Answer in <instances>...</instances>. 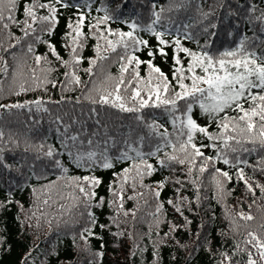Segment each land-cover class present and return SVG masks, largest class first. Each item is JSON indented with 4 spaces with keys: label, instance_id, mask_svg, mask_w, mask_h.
Instances as JSON below:
<instances>
[{
    "label": "snow or ice",
    "instance_id": "6c2138e0",
    "mask_svg": "<svg viewBox=\"0 0 264 264\" xmlns=\"http://www.w3.org/2000/svg\"><path fill=\"white\" fill-rule=\"evenodd\" d=\"M183 5L173 3L170 8H180ZM218 6H222L218 5ZM74 7L75 21L68 18L66 27L68 31L63 33L65 43L63 47L67 53V59L62 57L56 49V46L49 39L43 43L50 50V54L63 66L64 80L60 81L62 90H67L69 86H79L84 84L80 94L76 96L75 102L80 104L85 101L90 104V112L96 115V105L101 107L108 105L120 112L132 114V119L136 122V128L131 124L126 134H123L122 140L118 141L115 136L108 135L105 132L103 139H95L97 132L93 131L87 139H82L80 132H71L70 125L63 123L60 115H54L53 119L57 123L58 145L45 143L42 140L33 144L25 139L24 149L28 151L33 149L38 153V157H44L49 162L51 168L58 170L60 175L55 180H50L41 185L44 192L55 187L58 183H63V187L69 189L68 196L72 203L69 208L75 209V216L78 219L74 224L80 225L79 234L84 241V247L87 250L89 237L96 236L93 231L97 224L93 208L101 205L104 197L97 198L96 186L100 183V177L93 174L69 175L71 168L82 169L86 173H91L93 169L99 167L107 169L114 166V163L125 162L124 167L119 172H113L114 181L110 182L108 192L114 199H108L109 206L115 205L117 217H110V222L115 223L118 216L122 214L127 217L129 213L135 216L136 206L129 209L123 208L124 186L131 181L133 192L129 199H137L143 193L135 191L137 183L141 189H148L153 197L157 199L154 213V221L157 228L161 222L160 214L163 211V202L159 201L160 190L169 180L168 176L155 181L156 188L152 189L150 184L144 183L145 176H151L157 170L168 168L175 172L172 167L175 164L180 165V171L184 173V179H191L194 189L197 190L193 199L199 203V189L202 175L210 171L209 179L213 185V198L217 193L221 196L229 192L225 185L233 179L234 169L237 180L242 181L248 192L255 193V188L260 191V199H264V183L251 178L245 174L244 167H251L253 171H259L264 175V47L257 49L254 41L264 44V0H259V5L255 0H246L243 7L244 12L240 13L237 9H230V15L236 17L233 27L226 30V37L233 38L229 44L223 47H212L210 36L215 35L218 28V22L204 24L210 16L215 13L212 4L207 5L206 10H202V5L197 0L196 11L199 18L193 20V25L197 26L196 32L189 30V25H183V31L179 26L175 27L164 24L157 29V23L162 19L164 7L156 9L155 3L152 4L151 19L146 24L137 23L135 20L124 21L128 30L120 28L105 27L101 28V23H106L113 17L109 15L107 7L98 8L97 11H103V16L93 17L95 24H87V33L83 31L85 24V9L90 10L92 5L90 0H24L22 7V17L17 19L15 12L17 10L16 0H0V31L4 33V38L0 39L6 53L5 57H0V72L4 74L0 79L8 77L11 70L12 80L9 83L8 91L15 93L26 92L29 87L25 85L28 81L20 79L23 76V69L26 65L21 62L15 51H12V45H19L22 38L32 36V41L27 44V52L33 54L35 66H27L31 72V85L35 88H44L46 84L55 85L56 80L50 79L49 74L54 70L52 61L48 54H40L34 51V42L40 41L44 33L51 34L58 23V8ZM40 10H46L44 14ZM241 18L249 27L258 26L261 37L253 33L252 37L239 32ZM31 21V23L29 22ZM20 27L22 36H16L11 31V25ZM37 25L41 35H36ZM151 34L155 39L154 47L149 46V40L144 36L138 35L137 30ZM74 33V35H73ZM203 35V43L199 36ZM87 37H94L96 43L93 44L95 56L87 57V67L84 71L88 74V81H81L77 72L80 62L84 59L81 51L85 47ZM10 40L11 43L6 41ZM182 41L194 42V46H188ZM146 50L148 59H141L137 52L141 49ZM171 49V71L166 73L153 61V57L158 53L162 57L168 56L167 49ZM7 55H11L14 64L11 66L7 60ZM118 64L117 72L114 74L107 71L104 64L108 60ZM43 61V66L42 62ZM146 65L145 75H141L139 66ZM98 69V71H97ZM4 89L0 86V92ZM45 91L47 89L45 88ZM70 99L64 96L60 100ZM45 100L53 104L59 101H51L50 97H41L37 95L33 100H16L14 103H5L0 108L12 109L26 107L31 111L34 106L37 112L43 111L50 113V109L45 104ZM144 110H151L146 116ZM156 110L166 117V123H160L155 118ZM231 113V114H230ZM203 118L204 122H201ZM75 121V117H72ZM97 125L100 124L96 120ZM63 126L64 132L61 133L60 126ZM166 124H170L171 128ZM213 125L215 127H213ZM107 129V125H104ZM137 128L142 130L137 131ZM0 130V144L14 145L19 147L21 141L14 139L10 134L7 139ZM204 141V142H198ZM205 149H210L206 152ZM4 147L0 146V168L13 169L19 168L20 163L12 164L5 160ZM246 155H256L255 163L249 164L248 159L243 158ZM222 164L227 167L217 166ZM195 173V179H192ZM32 175H36L33 171ZM175 184L180 183V177H171ZM115 184V187H113ZM255 185V188H254ZM36 188H32L33 195L36 194ZM176 193L180 188L175 189ZM12 202V192L8 191L3 203L5 205ZM139 202V201H138ZM184 202H189L187 196L177 195L175 203L170 197L167 199L169 205H173L174 210L183 215L182 209ZM44 204L48 203L46 197ZM255 203V200L252 202ZM31 207V206H30ZM62 210L60 215H67L63 211L64 204L59 205ZM239 207V206H238ZM252 204H249L251 209ZM258 209H262L257 204ZM79 209H82L79 210ZM189 210L190 207H189ZM35 215V213H33ZM43 215V214H42ZM55 215V213H54ZM225 216L230 221L229 227L237 230V220L239 217L243 221H252L254 219L252 211L245 212L243 208L238 211H232L225 206ZM59 219V217H57ZM187 221V218H185ZM50 226V222H49ZM104 228L105 225H99ZM243 246L241 241L236 240L232 247V254L227 251L220 252L222 259L216 264H233V256L237 252L246 254V260L243 264H264V219L261 221L260 231L252 229L250 225H244ZM175 226L170 227L174 231ZM122 233H117L120 235ZM159 234V233H158ZM131 235V232H129ZM169 232H165L167 237ZM3 238L0 237V242ZM183 246V245H182ZM211 249H209L210 251ZM29 253H25L27 257ZM96 257L102 256V252H95ZM153 264H156L157 252L153 249ZM89 264H92L89 261ZM235 264H241L236 260Z\"/></svg>",
    "mask_w": 264,
    "mask_h": 264
},
{
    "label": "trees",
    "instance_id": "16d2710c",
    "mask_svg": "<svg viewBox=\"0 0 264 264\" xmlns=\"http://www.w3.org/2000/svg\"><path fill=\"white\" fill-rule=\"evenodd\" d=\"M24 0H16L17 10L15 16L17 19L22 17V7ZM31 3V0H28ZM84 3V0H80ZM202 5V10H206L207 5L212 4L215 13L210 16L209 20L204 21V24L216 20L218 28L215 30V35L209 38L212 41V47H223L229 44L233 38L226 37L227 29L233 27L236 17L230 15V9H237L240 13L244 12L243 7L246 0H199ZM259 5V0H255ZM72 3V0H69ZM91 9H85V24L83 31L87 33V24L89 22L95 24L93 17L103 16V11H97L98 8L103 9L107 7L108 13L113 18L106 23H101L100 27L120 28L124 31L128 30L127 24L124 21L135 20L137 23L146 24L151 19L152 4L155 3L156 9L159 10L161 6L164 7V12L161 14L162 19L157 23V29L164 24L173 26V34H175V27L179 26L183 31V25L188 24L189 30L196 32L197 26L193 25V20L198 19L197 0H90ZM173 3H180L183 6L180 8H170L169 5ZM222 6H218L221 5ZM46 14V10H40ZM74 7L58 8V23L56 24L51 34L44 33L41 35L39 26L37 25L36 35H41L40 41L34 42V51L40 54H48V58L52 61L51 67L53 71L49 74L50 79L57 81L55 85L46 84L44 88H35L31 85V72L27 66H35L33 54L27 52V44L32 41V36L22 38L19 45H12V51L17 53L21 62L26 65L23 69L25 75L18 76L17 82L20 79L28 81L25 85L29 87L26 92L16 94L13 89L8 91L9 83L12 80L11 70H9L8 77L0 79V86L4 91L0 92V105L5 103H14L16 100H33L37 95L41 97H50L51 101H59L58 104H53L45 100V104L50 109V113L43 111L37 112L33 106L31 111L28 108H0V130L5 134L7 139L11 134L14 139L21 141L20 146L7 145L4 147V158L7 162L12 164L20 163L21 166L13 169L0 168V237L3 241L0 242V264H153L154 257L152 255L153 249L157 252L156 264H216L222 257L220 252L227 251L229 255L232 254V247L236 240L243 242L244 225H250L252 229L257 232L260 231L262 219H264V211L256 207L257 204L264 208V199H260V191L255 188V193L248 192L242 181L235 177L234 169H229L233 172V179L226 183V189L230 190L223 196L217 193L216 198H213L214 188L209 179L210 171L205 172L201 180L197 183L201 184L199 189V203L193 197L196 196L197 190L194 189L191 179L185 180L184 173L180 171V165L175 164L172 167L176 169L175 172L168 168L157 170L151 176H145L144 183L150 184L152 189L156 188L154 183L165 176L169 180L160 190L159 201L163 202V211L160 214L159 227L155 225L156 216L149 215L154 213L155 205L158 202L153 197V194L148 189H141L137 183L135 191L143 193L137 199H129L132 195V182L128 181L124 186V200L123 208L129 209L136 206L135 216L129 213L127 217L120 214L115 223L110 222V217H117L115 205L109 206L108 199L114 197L110 196L108 186L110 182L117 179L113 177V172H119L120 168L124 167L125 162L114 163V166L107 169L99 167L92 170L91 173H86L82 169L71 168L69 175H86L93 174L100 177V183L96 186L97 198L104 197L101 205L93 208L96 216L97 224L93 231L97 233L96 236L89 237V244L87 250L84 247V241L79 234L80 225L73 223L78 217L75 216V209L69 208L68 205L72 203L68 196L69 189L63 187V183H58L55 187L50 188L48 192L41 189V185L46 184L50 180H55L57 175H60L58 170L50 167L49 162L44 157H38V153L29 149L25 151L23 141L30 140L33 144L47 138L45 143H52L58 145L57 139V123L54 121V115H60L63 123L70 125L69 134L71 132H80L82 139H87L93 131L97 132L95 139H103L105 132L108 135L115 136L118 141L122 140L123 134H126L128 127L131 124L136 128V122L132 119L131 113L120 112L118 109L105 105L101 107L97 104L96 115L90 112L92 107L85 101L80 104L75 102V98L80 94L84 88V84L79 86H69L67 90H62L60 81L64 80L62 73L63 66L58 65L55 58L51 56L50 50L46 48L43 41L45 39L51 40L56 46L59 54L67 59V53L63 44L66 42L63 33L68 31L66 24L69 17L75 21ZM31 23V21H29ZM11 31L16 36H22L20 31L21 26L15 24L11 25ZM239 32H242L249 37L253 33L257 37H261L258 31V26L249 27L241 18ZM137 34L144 36L149 40V46L154 47L155 39L151 34L144 32L142 29L137 30ZM74 35V33H73ZM4 38V33L0 31V39ZM201 43H203V35L199 36ZM11 43L10 40L6 41ZM96 43L94 37H87L85 40V47L81 51L84 59L80 62L77 75L80 76L81 81H88V74L84 71L87 67V57L95 56L93 44ZM188 46H194V42L182 41ZM257 49L264 47L259 41H254ZM168 56L162 57L156 53L153 57L154 63L161 67L163 71L170 74L171 71V49H167ZM137 55L141 59H148L146 50L141 48ZM6 53L4 47L0 44V57H5ZM7 60L11 66L14 64L11 55H7ZM112 60L105 62L104 66L107 71L112 73L117 72L118 64L113 63ZM43 66V61L41 62ZM146 65L139 66L141 75H145ZM98 71V69H97ZM4 74L0 72V77ZM45 88L47 91H45ZM64 96L70 99L60 100ZM151 110H144L147 116ZM231 114V113H230ZM72 117H75L73 121ZM155 118L159 119L160 123H166V117L161 114L160 110H156ZM96 120L100 124L95 123ZM201 122H204L201 118ZM107 125V129L104 128ZM61 133L64 132L62 124L59 125ZM171 128L170 124H166ZM213 127H215L213 125ZM142 129L137 128V131ZM204 142V141H198ZM210 152V149H205ZM264 155V153H260ZM243 158L248 159L249 164L255 163L256 155H246ZM220 167H227L218 164ZM244 167L245 174L255 180L264 183V175L259 171H253L251 167L241 165ZM35 171L36 175H32ZM193 173L192 179H195ZM180 177V183L175 184L171 177ZM36 188V194L33 195L32 188ZM115 187V184H113ZM179 187L180 192L176 193L175 189ZM8 191L12 192V202L5 205L3 203ZM179 196H187L190 201L184 202L185 207L182 209L183 215L174 210L173 205L167 203L168 198L175 199ZM48 198V203L44 204L45 198ZM255 200V203L252 202ZM139 201V202H138ZM60 204H64L63 209L67 215H60ZM249 204H252L249 209ZM31 206V207H30ZM225 206H228L232 211H238L243 208L245 212L251 210L254 219L252 221H243L239 217L237 220V230L229 227L230 221L225 216ZM239 206V207H238ZM189 207L191 210H189ZM82 211V209H79ZM35 213V215H33ZM55 213V215H54ZM43 214V215H42ZM59 217V219H57ZM187 218V221L185 220ZM50 222V226H49ZM105 225L101 228L99 225ZM175 226L174 231H170V227ZM122 233L117 235V233ZM131 232V235H129ZM165 232H169L167 237ZM159 233V234H158ZM183 245V246H182ZM243 246V243H242ZM209 249H211L209 251ZM102 252V256L96 257L95 252ZM25 253H29L26 257ZM236 260H240L241 264L246 260V254L237 252L233 256V264Z\"/></svg>",
    "mask_w": 264,
    "mask_h": 264
}]
</instances>
